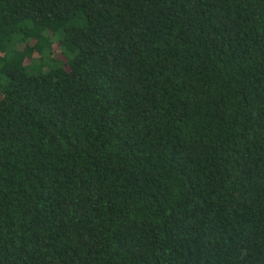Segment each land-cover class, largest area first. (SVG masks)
<instances>
[{"label":"trees","instance_id":"obj_1","mask_svg":"<svg viewBox=\"0 0 264 264\" xmlns=\"http://www.w3.org/2000/svg\"><path fill=\"white\" fill-rule=\"evenodd\" d=\"M0 264H264V0H0Z\"/></svg>","mask_w":264,"mask_h":264}]
</instances>
